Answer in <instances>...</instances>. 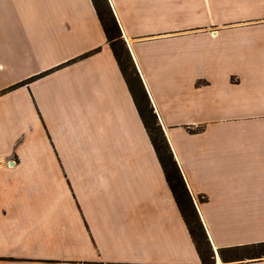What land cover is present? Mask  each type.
Masks as SVG:
<instances>
[{"label":"crops","instance_id":"obj_1","mask_svg":"<svg viewBox=\"0 0 264 264\" xmlns=\"http://www.w3.org/2000/svg\"><path fill=\"white\" fill-rule=\"evenodd\" d=\"M109 2L216 264H264L219 252L264 241V0ZM33 3L0 22L27 38V65L0 61V89L64 65L21 88V100L19 90L0 97V264H203L93 0ZM175 24L224 27L174 35ZM201 121L202 133L178 127ZM35 126L53 155L32 141Z\"/></svg>","mask_w":264,"mask_h":264},{"label":"trees","instance_id":"obj_2","mask_svg":"<svg viewBox=\"0 0 264 264\" xmlns=\"http://www.w3.org/2000/svg\"><path fill=\"white\" fill-rule=\"evenodd\" d=\"M93 2L103 25L108 43L130 87L158 159L163 167L166 179L200 254L202 263L216 264L215 251L196 207L194 197L175 158L128 43L123 36V30L118 22L115 11L109 0H93ZM90 54L89 52L87 55ZM219 252L222 260L226 263L248 259L260 260L264 258V241L222 247L219 249Z\"/></svg>","mask_w":264,"mask_h":264},{"label":"rangeland","instance_id":"obj_3","mask_svg":"<svg viewBox=\"0 0 264 264\" xmlns=\"http://www.w3.org/2000/svg\"><path fill=\"white\" fill-rule=\"evenodd\" d=\"M34 1H36V0H0V22H10L11 17L14 14L15 9L18 7L19 4H22L24 6L30 5L31 11L34 12L35 11V9L33 8V6H34L33 2ZM50 1L59 2L60 0H50ZM239 11L241 13H245L247 11V9H239ZM252 11L255 12L256 10H252ZM11 27L12 26L8 25V24L7 25L6 24H0V54H1L0 55V61H3L4 58H6V60H11V56H13V58H19L20 63L22 61L26 64L25 57H26L27 51H26V47H24V46L26 43L25 40L27 38H24V35L21 33V31H20L21 26L15 25V26H13L14 27L13 29ZM123 27L126 29L127 26H121L122 30H123ZM151 27L152 26H147V25L131 26V28L134 30H139V29L140 30H147V29H150ZM168 27L169 28L174 27V29H173L174 35L185 34V33H190V32H197V31H206V33H209L213 36H216L217 33L220 31V29L223 28L224 26L218 25V24H211V25H177V24H175L174 26H168ZM135 34L137 36H141L139 34V32H137ZM95 50L97 51L98 49H95ZM95 50H91L89 52L92 54L93 52H95ZM89 52L79 56L78 59H81V58L88 56L87 54ZM72 62H73V60L69 61L67 64H70ZM3 63L0 62V67L6 68V65ZM26 65H20V67L17 71V74L19 75L20 79H22L25 75H27V69H26L27 66ZM63 65L64 64L56 66L54 68H50L47 71L42 72L38 75L32 76L30 78H24L22 80H19L15 84L5 85V87L0 89V97L6 96L7 94H9L12 91H18L19 90L18 97L21 100V98L24 96V95H22V93L20 91L21 88H24L30 82L36 80L37 78L51 73L52 71L56 70L57 68H61ZM230 81L232 84L240 83V77L237 74H232ZM196 84H197V86L210 85V81L208 79H205V78L204 79H198ZM227 107H229V106H227ZM36 108H39V107L36 105ZM205 110H206V108H205ZM38 112L41 113L40 109H38ZM43 122H45V121L43 120ZM207 125H208V121H201V122H196V123L189 122L188 124L181 125L178 127H182L184 130H186L190 134H198V133H202L207 128ZM31 131H32V136H33L32 141H34L36 146L40 147V150L45 149L46 143L48 145H49V143L51 144V146H49V147H47L48 145H46V148H48V149L54 148L55 149V147L53 145L54 140H52V142L49 140L48 141L49 143H48L47 142V136L45 135V132L42 128L35 126V127L31 128ZM26 139H27L26 135L24 133H20L19 142H18L19 143L18 147L20 149H23V150L25 149L24 143H25ZM52 139H53V137H52ZM43 140H44V142H43ZM16 146H17V144H16ZM55 152H56V149L54 150V152L52 150L51 154L55 153ZM24 155L25 156H23V153L18 154L17 152H15L14 154H12L10 159L15 160V161H20L22 159H26L25 157H27V154H24ZM30 159H32V158L30 157ZM204 199L205 198H202V197L199 198L200 201H203Z\"/></svg>","mask_w":264,"mask_h":264}]
</instances>
